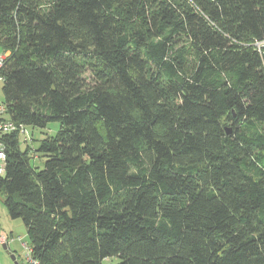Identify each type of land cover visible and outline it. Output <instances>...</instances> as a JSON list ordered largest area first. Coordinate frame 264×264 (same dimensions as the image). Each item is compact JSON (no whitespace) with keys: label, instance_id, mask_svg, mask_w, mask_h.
Here are the masks:
<instances>
[{"label":"trees","instance_id":"1","mask_svg":"<svg viewBox=\"0 0 264 264\" xmlns=\"http://www.w3.org/2000/svg\"><path fill=\"white\" fill-rule=\"evenodd\" d=\"M263 41L264 0H0L8 115L60 125L5 138L39 264H264Z\"/></svg>","mask_w":264,"mask_h":264},{"label":"built area","instance_id":"2","mask_svg":"<svg viewBox=\"0 0 264 264\" xmlns=\"http://www.w3.org/2000/svg\"><path fill=\"white\" fill-rule=\"evenodd\" d=\"M8 54L9 51H0V83H3L4 81L2 69ZM28 127L29 126L21 123H15L8 115L6 103L4 101H0V174L3 173L4 162L7 154L5 138L16 134L20 144H27L30 142L32 135ZM11 239L10 235L0 234V246L7 245ZM19 239L21 240V238ZM22 246L25 250L24 258L26 263L39 264V262L32 256L30 246H28L25 242H22Z\"/></svg>","mask_w":264,"mask_h":264},{"label":"rangeland","instance_id":"3","mask_svg":"<svg viewBox=\"0 0 264 264\" xmlns=\"http://www.w3.org/2000/svg\"><path fill=\"white\" fill-rule=\"evenodd\" d=\"M0 51L1 48H0ZM2 84L3 83H0V101H4V95H3V91H2ZM59 123L58 122H50L44 129H39V128H30L28 127L29 131H31L32 133V137L35 139V140H38V139H41L43 138V136L45 134H48V135H54L57 130L59 129ZM37 142H35L34 140L32 141V147L34 145H36ZM31 164L33 165V167H37V168H42L43 166V159L41 158H32L31 159ZM5 215L6 214V209H5V206L2 202V195L0 194V219H4L5 218ZM7 217H9L7 215ZM10 220L13 221L14 223V226H13V230H14V233H13V236L17 237L18 235L22 237V240L25 241L27 243L28 246H30V243H29V240H28V237H27V234H26V228L24 226V223L22 222V220L20 218H16V219H11ZM8 232V231H7ZM23 250V249H21ZM8 250L7 249H4L3 247H0V252L1 253H4L5 255L7 256H10V254H14L12 253L11 251L7 252ZM119 261V258L117 256H111V257H107V258H104L102 260V264H115Z\"/></svg>","mask_w":264,"mask_h":264},{"label":"crops","instance_id":"4","mask_svg":"<svg viewBox=\"0 0 264 264\" xmlns=\"http://www.w3.org/2000/svg\"><path fill=\"white\" fill-rule=\"evenodd\" d=\"M13 226H14L13 221L10 220V217H7V215H5V218L3 220L0 219V234L10 235L12 238L7 245H3L0 247H3L4 249H7L9 252L11 251L12 253H14V254H10V256H7L4 253L0 252V264H27L24 258L25 250L22 246V242L25 241H23L22 237L19 235L17 237L13 236L14 233ZM19 238H21V240ZM12 255L13 258L11 257Z\"/></svg>","mask_w":264,"mask_h":264},{"label":"water","instance_id":"5","mask_svg":"<svg viewBox=\"0 0 264 264\" xmlns=\"http://www.w3.org/2000/svg\"><path fill=\"white\" fill-rule=\"evenodd\" d=\"M5 247V246H4ZM13 258V255L11 256Z\"/></svg>","mask_w":264,"mask_h":264}]
</instances>
